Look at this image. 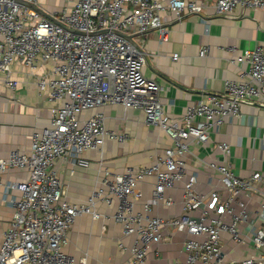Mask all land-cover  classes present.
I'll return each instance as SVG.
<instances>
[{"label":"built area","instance_id":"2783aa9c","mask_svg":"<svg viewBox=\"0 0 264 264\" xmlns=\"http://www.w3.org/2000/svg\"><path fill=\"white\" fill-rule=\"evenodd\" d=\"M37 3L0 0V82L13 92L18 88L11 78L14 64L31 71L51 64L50 72L37 78V88L39 96L46 94L53 105L49 125L31 135L30 154L12 152L0 159V176L12 169L29 173L26 183L5 186L6 194L17 190L21 198L12 201L15 212L3 234L0 264H74L63 249L75 221L83 215L100 220L97 203L111 206L114 199L118 207L112 218L125 235L135 238L126 264H145L148 251L164 242L166 228L187 236L185 261L176 264H264L262 174L239 178L229 163L211 161L203 163L218 177L221 191L199 194L197 175L184 181L192 146L208 144L226 120L241 116L245 104L264 109V48L230 58L231 65L246 64L248 69L241 70L238 80L225 81L223 96L207 95L204 102L187 108L180 122H174L165 116L160 102L163 88L144 75L147 55L127 37L157 32L160 44L167 42L169 20L164 15L174 21L185 14L202 17L205 7L197 0H66L53 19L41 17L34 8ZM239 8L259 12L264 18V0H216L213 4L216 16L229 17ZM228 51L237 53L234 47ZM208 54L204 48L199 56ZM172 60L178 61L179 55L174 54ZM109 105L142 111L147 124L164 131L172 146L154 166L130 168L104 180V188L94 190L87 204H71L64 199L63 183L54 166L65 161L88 168L89 162L82 157L86 152H101L108 140H127V135L106 128L103 113L81 119L82 113ZM217 148L230 156L229 144ZM147 178L155 179L152 198L136 212L142 198L138 185ZM184 182L182 215L166 220L154 216V208L176 204L167 193ZM253 202L259 203L257 210L251 207ZM243 225L247 226L244 231ZM225 235L234 246L251 248L253 255L229 259L224 252Z\"/></svg>","mask_w":264,"mask_h":264},{"label":"crops","instance_id":"0c3cea01","mask_svg":"<svg viewBox=\"0 0 264 264\" xmlns=\"http://www.w3.org/2000/svg\"><path fill=\"white\" fill-rule=\"evenodd\" d=\"M197 1L205 7L202 17L206 18V23L198 15L185 14L182 20L174 21L166 14L170 31L167 42L160 44L157 32H150L146 37L138 33L129 36L147 55L144 75L163 88L160 102L165 116L174 122H180L187 108L204 102L207 95L223 96L225 81L238 80L241 70L248 69L246 64L231 65L230 58H238L241 53L257 47L264 48L261 13L239 8L229 17L216 16L213 10L216 0ZM65 5L66 0H38L34 8L41 17L53 19ZM233 47L237 49L234 55L228 51ZM204 48L209 54L201 58L199 54ZM174 54L179 55L178 61L172 60ZM51 69V64L41 65L33 71L22 64H14L10 70L11 78L18 83V88L12 92L0 82V159L9 158L12 152L29 155L31 135L49 125L53 105L46 94L39 96L37 78ZM96 113L105 115L108 130L127 135V140L124 143L108 140L101 152H86L82 157L89 162L88 168L65 161L54 166L63 183L64 199L71 204H87L94 190L104 188V180L122 175L130 168L138 170L154 166L172 146L170 137L160 128L148 125L140 110L109 105L84 112L81 119H89ZM222 143L229 144L230 156L225 157L218 150L217 145ZM191 152L186 158L184 181L197 175L196 190L201 195L221 191L218 177L206 169L203 162L225 161L239 178H248L255 172L264 177V109L252 103L245 104L240 117L226 120L219 130H215L208 144L192 146ZM28 180L27 171L16 169L0 176V246L15 212L12 201L21 198L17 190L6 194L5 186L23 184ZM185 182L167 193L176 204L154 208V216L166 220L182 215ZM154 185V178H147L138 185L142 198L136 203V212H141V205L152 198ZM258 204L250 203L255 210ZM117 207L116 199L111 206L99 202L96 211L101 215L100 220L94 221L90 215L77 218L63 249L66 255L74 258V264H126L130 261L129 249L135 238L125 235L122 226L112 218ZM246 227L240 228L244 231ZM163 236L164 242L148 251L145 264L183 263V242L187 236L171 228H166ZM224 239V252L229 259L242 260L253 255L251 248L234 246L227 235Z\"/></svg>","mask_w":264,"mask_h":264},{"label":"water","instance_id":"95a60500","mask_svg":"<svg viewBox=\"0 0 264 264\" xmlns=\"http://www.w3.org/2000/svg\"><path fill=\"white\" fill-rule=\"evenodd\" d=\"M47 18L49 19L48 16H47ZM119 35H122V34H119ZM122 36H124V35H122ZM125 37H127V36H125ZM127 39L130 40V41H132V39H131L130 37H127ZM132 42H133V41H132Z\"/></svg>","mask_w":264,"mask_h":264}]
</instances>
